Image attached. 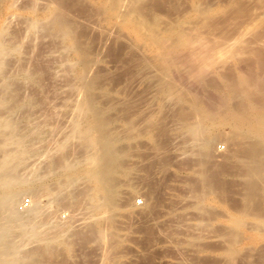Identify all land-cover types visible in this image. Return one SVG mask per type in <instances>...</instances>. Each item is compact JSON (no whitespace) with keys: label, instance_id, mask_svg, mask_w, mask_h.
I'll return each mask as SVG.
<instances>
[{"label":"rangeland","instance_id":"1","mask_svg":"<svg viewBox=\"0 0 264 264\" xmlns=\"http://www.w3.org/2000/svg\"><path fill=\"white\" fill-rule=\"evenodd\" d=\"M0 45L6 260L264 264V144L216 110L264 95V0H0Z\"/></svg>","mask_w":264,"mask_h":264},{"label":"bare ground","instance_id":"2","mask_svg":"<svg viewBox=\"0 0 264 264\" xmlns=\"http://www.w3.org/2000/svg\"><path fill=\"white\" fill-rule=\"evenodd\" d=\"M119 1V0H118ZM116 2V1H115ZM121 2H122V0H121ZM60 27V26H59ZM181 33V32H180ZM178 34V35H181V34ZM183 35V34H182ZM162 39V38H161ZM165 39V38H164ZM167 39H169L168 37H167ZM182 39V38H181ZM171 40V39H170ZM170 40H168V41H170ZM158 41V40H157ZM162 42L164 41L165 43H166V40H161ZM161 41H159V42H161ZM172 41V40H171ZM183 41V40H182ZM161 42V43H162ZM164 42H163V44H161V45H164ZM186 42V41H185ZM169 43V42H168ZM170 43H172V42H170ZM174 43V42H173ZM180 43H181V41H180ZM167 44V43H166ZM166 44H165V46L164 47H168V46H166ZM156 45V44H155ZM168 45H170V44H168ZM1 46V45H0ZM181 46V45H180ZM161 47V46H160ZM172 47V46H171ZM1 50V49H0ZM2 52V51H1ZM0 52V53H1ZM172 54L174 55V53L172 52ZM166 57H169V56H166ZM171 57V56H170ZM174 58H176V57H174ZM167 59H169V58H166V60ZM172 59V58H171ZM174 60V59H173ZM176 60V59H175ZM1 62V61H0ZM171 62V61H170ZM174 64V63H173ZM171 65H172V62H171ZM1 66V65H0ZM197 70H198V68H196ZM199 69H200V67H199ZM193 70V69H192ZM190 72V71H189ZM193 72V71H192ZM198 72V71H197ZM200 72L202 73V71L200 70ZM191 73V72H190ZM189 73V74H190ZM194 73V72H193ZM191 74V75H194V74H196V71H195V73L194 74ZM197 74H200L199 72L197 73ZM242 75V74H241ZM255 75V74H254ZM256 75H258V74H256ZM243 77L245 76V74H243L242 75ZM242 76H240V77H242ZM248 76L249 75H247L246 74V76H245V78L247 77V79H245V82L246 83H248L249 81H248ZM191 77V76H190ZM201 77V76H200ZM199 78V77H198ZM263 78H264V76H263ZM251 78L249 77V80H250ZM255 79H257L256 78V76H255ZM259 79H260V81H262V78L261 77H259ZM258 79V80H259ZM197 80H199V79H197ZM202 80V79H201ZM203 81V80H202ZM250 81H252V80H250ZM253 82V81H252ZM242 83V82H241ZM264 83V82H263ZM243 84V83H242ZM251 84V83H250ZM253 84L254 85H252L253 87L255 86H257V85H259L258 84V81L257 80H255L254 82H253ZM249 85V84H248ZM251 85H250V87L249 88H251ZM247 86V85H246ZM248 87V86H247ZM262 88H264V87H262ZM262 88H261V91L262 92H264V90H262ZM228 89V88H227ZM253 89V88H252ZM251 89V90H252ZM255 89H257V88H255ZM229 90V89H228ZM250 90V91H251ZM258 90V89H257ZM247 91V90H246ZM261 91H259L261 94H263ZM229 92V91H228ZM232 92V91H231ZM254 92V94H258V92L257 93H255V91H252L251 93H249V95H252V93ZM225 93V92H224ZM223 93V94H224ZM233 93V92H232ZM253 94V95H254ZM234 95V94H233ZM232 94H231V97L233 96ZM252 95V96H253ZM248 96V95H247ZM254 96H259V98H260V96H263L264 97V95H254ZM230 97V98H231ZM251 97V96H250ZM263 97H261L260 99H261V101H256V100H258V98L257 97H252L256 102H254V100H251L252 102H254V105L252 104V106H251V108L249 107L248 109V111H247V108H246V110L245 109H243L242 110V107H234V108H232L231 106V108L229 107H227L226 105H224L223 106V109L222 108H219V107H222V106H219V104H221V102L220 103H218L217 102V100L219 99V96H218V99L216 100V99H212V100H215L216 102H214V101H212L211 99H209L210 101H212L213 103H218L217 105H216V107L214 106V105H212L211 107H212V109L214 110L215 108H216V110L218 111L219 110V112H220V114H221V112H222V114H223V116L221 117V119H219L220 121L219 122H221L222 121V123H224V124H228L229 126H233V130H234V132L235 133H239V132H242V134L243 135H245V136H243V137H245V138H243L244 140H242V142L241 143H243V141H247V142H249V140H251V142H253V144H254V141H252V139L253 140H255V141H257L258 143H261V145H262V143L264 144V99H263ZM221 98V97H220ZM233 98V97H232ZM231 98V99H232ZM237 98H239V97H237ZM230 99V100H231ZM234 99V98H233ZM249 99V96L247 97V100ZM208 100V101H209ZM228 100V99H227ZM239 100V99H238ZM242 100V99H241ZM245 100V99H244ZM210 101L208 102L209 104H210ZM221 101V100H220ZM222 101H224V100H222ZM236 101V100H235ZM250 101V100H249ZM250 101V102H251ZM228 102H231V101H229L228 100ZM207 103V102H206ZM205 103V104H206ZM207 103V104H208ZM223 103V102H222ZM235 103V102H234ZM206 104V105H207ZM243 104V103H242ZM245 104H248V105H246V106H250V104H249V102L248 103H245ZM206 105H204L205 106V109H206ZM221 105H223V104H221ZM232 105V104H231ZM82 106V105H81ZM233 106V105H232ZM234 106H237V104L235 105L234 104ZM242 106V105H241ZM208 107V106H207ZM210 107V108H211ZM210 108H207L208 110H210ZM80 109H81V107H80ZM208 110H207V113H210V111L208 112ZM215 110V111H216ZM221 110V111H220ZM217 111L216 112H214V114H216L217 113ZM198 112V111H197ZM212 112V111H211ZM214 114L213 115H211L212 117L214 116ZM218 117L220 118V116L218 115ZM218 119V118H217ZM214 123V122H213ZM221 123V124H222ZM196 124H198V123H196ZM223 125V124H222ZM4 126V125H3ZM13 126V125H12ZM95 126V125H94ZM198 126V127H197ZM196 127L195 126H193V127H195L196 128V130L199 132L201 129H202V127L200 126V125H197ZM6 127V126H5ZM92 127V126H91ZM193 127H191L192 129H193ZM4 128V127H3ZM97 128V127H96ZM189 129V130H192V129ZM2 129V128H1ZM3 130V129H2ZM94 130H95V128H94ZM194 130V129H193ZM4 131V130H3ZM5 132V131H4ZM86 132H89V130L88 131H86ZM200 132H202V131H200ZM89 134V133H88ZM240 134V133H239ZM194 135V134H193ZM236 136V135H235ZM242 136V135H241ZM196 137V136H195ZM82 138H84V137H82ZM250 138V139H249ZM235 139V138H234ZM92 140V139H91ZM94 141H95V139H93ZM91 141V142H93V145H94V141ZM96 141H98V140H96ZM95 141V143H97V146H98V142H96ZM114 141V140H113ZM102 142V141H101ZM107 143H109L110 142V140H109V142H108V140L106 141ZM250 142V143H251ZM238 143H240V140L238 141ZM240 143V144H241ZM104 144V143H103ZM236 144V143H235ZM252 144V143H251ZM251 144L250 145H248V146H251ZM93 145H91V146H93ZM101 145V144H100ZM105 145V144H104ZM108 146L110 145V144H107ZM258 145V144H257ZM106 146V145H105ZM237 146H238V144H237ZM99 147V146H98ZM107 147V146H106ZM109 147H112V146H109ZM256 147H258V146H256ZM92 148V147H91ZM95 149H96V147H94ZM108 148V147H107ZM241 148V147H240ZM250 149H248V156L249 155H252V157H254V152L253 153H251L253 150V148H255V144L253 145V147H249ZM252 148V149H251ZM260 148V147H259ZM100 150H103V151H99V152H101V153H105V154H107V149H103V148H101ZM236 150V149H235ZM239 150V149H238ZM255 150V149H254ZM262 150H263V148H262ZM261 150V151H262ZM94 151H97V150H94ZM245 151V152H246ZM260 150H259V152L256 154V156H258V154L261 152ZM98 152V153H99ZM243 152H244V149H243ZM244 152V153H245ZM25 153V152H24ZM101 153H99V155L101 154ZM237 153V152H236ZM256 153V152H255ZM263 153H264V151H263ZM245 154V155H246ZM12 155H13V152H12ZM20 155V154H19ZM18 155V156H19ZM246 155V156H247ZM262 155H264V154H262ZM14 156V155H13ZM247 156V157H248ZM255 156V157H256ZM16 157V156H15ZM100 156H98V154H95L94 153V155L92 154V157H91V160L93 161V162H95V161H97L98 159L100 160V158H99ZM252 157H249L250 159H252ZM249 158H247V159H249ZM264 158V157H263ZM15 159V158H14ZM102 159L103 158H101V160L100 161H102ZM91 160L89 161V162H91ZM254 160H256V159H254ZM5 161V160H4ZM13 161H15V160H13ZM11 163V162H10ZM97 163H101V162H97ZM98 164V165H99ZM3 165V164H2ZM9 165V164H8ZM97 165V169L95 168V166H93V168H90V170L88 171V173L86 172V174L92 179V181L95 183L94 184V188H95V190L96 191H103V190H101V188H103V184L100 182L101 180H99L100 178V171H99V169H98V167H100L101 168V166L102 165H104L103 164V162H102V165L101 166H98ZM110 166V165H109ZM103 167V166H102ZM107 167V166H106ZM6 168V167H5ZM4 168V169H5ZM13 168V167H12ZM104 168V167H103ZM112 168V167H111ZM113 168H115V167H113ZM2 169V168H1ZM7 169H8V167H7ZM11 169V168H10ZM105 170V169H104ZM114 170V169H113ZM4 171V170H3ZM3 171H2V173H3ZM6 171V170H5ZM9 171V170H8ZM64 171V170H63ZM13 172V171H12ZM1 173V174H2ZM107 173V172H106ZM8 174V173H7ZM14 175V174H13ZM60 175V174H59ZM1 176V175H0ZM11 175H9V177H10ZM104 176V175H103ZM3 177V176H2ZM15 177V176H14ZM107 177V176H106ZM12 178H13V176H12ZM11 178V180H13ZM19 180H20V177L18 178ZM17 179V180H18ZM57 179V178H56ZM24 182V181H23ZM111 185V184H110ZM106 186V185H105ZM0 187L2 188V191L3 192H7V194H9V192H8V188L10 187V180L8 179H5V178H0ZM106 187H108V184H107V186ZM106 187L105 188H103L104 190H105V193L103 192H100V193H102V194H105L106 195ZM10 192H12V191H10ZM29 192V191H28ZM33 192V191H32ZM98 192V193H99ZM25 193V192H24ZM99 193V194H100ZM107 193H108V190H107ZM11 194V193H10ZM23 194V193H22ZM108 194H110V192L108 193ZM112 194V193H111ZM0 195H2V194H0ZM93 195H94V193H93ZM104 195V196H105ZM7 196L8 195H6V198L4 197V196H1L2 198H0V199H2L3 200V198H5L3 201H2V204H3V202L4 201H6L8 198H7ZM98 194H96L95 195V199H97L98 197ZM103 196V195H102ZM104 196H103V198H104ZM109 196V195H108ZM112 196H113V194H112ZM9 197H10V195H9ZM97 197V198H96ZM105 197H107V196H105ZM110 197V199H111V196H109ZM20 198V197H19ZM102 198V199H103ZM91 199V198H90ZM92 199H93V197H92ZM91 199V201L90 202H92L93 200ZM101 199V198H100ZM109 198H107V202H108V200H110ZM9 200H10V198H9ZM11 200H12V197H11ZM98 200V199H97ZM106 200V199H105ZM105 200H103L102 202L104 203H100V204H103V206L101 207L100 205H99V202H97L98 203V207H100V208H103L104 206L108 209L109 207H111V206H106L108 203H110L111 204V202H108L107 204H106V201ZM15 202H17V201H15ZM40 202V201H39ZM5 203V202H4ZM13 203V202H12ZM35 203V202H34ZM34 203H32V204H34ZM94 203V202H93ZM95 203H96V201H95ZM6 204V203H5ZM3 206V205H2ZM9 206H11V205H9ZM94 206V205H93ZM96 206V205H95ZM114 206V205H113ZM1 207V206H0ZM34 207V206H33ZM6 208V207H5ZM35 208V207H34ZM34 208H33V210H34ZM97 207H95V209H96ZM100 208H97V210L99 209V210H102V209H100ZM106 208H104V209H106ZM7 209V208H6ZM5 209V210H6ZM40 208H38V210H39ZM94 209V208H93ZM2 210H4V209H2L1 208V210H0V213L1 212H6V211H2ZM37 210V211H38ZM96 210V211H97ZM110 210H111V208H110ZM35 211V210H34ZM41 211V210H40ZM104 211V210H103ZM100 211V212H102V213H99L100 215H102V214H105L106 212L104 211ZM30 212H31V209H30ZM39 212V211H38ZM34 214L36 213V211L35 212H33ZM94 213V212H93ZM95 213H98V212H95ZM2 214V213H1ZM4 215H5V213H3ZM33 215V214H32ZM23 215H19L18 217H15V219H14V221H16V222H18V221H20L21 220V217H22ZM104 216H106V215H104ZM4 217V216H3ZM6 218V217H5ZM99 218H101V217H99ZM102 218H103V216H102ZM104 218H106V217H104ZM20 219V220H19ZM98 219V218H97ZM10 220H12V219H10ZM38 221H39V219H38ZM28 222V221H27ZM10 223H11V221H9V220H4L2 217H0V264H13L14 263V261L13 262H11V259L12 258H10V259H7V260H10V262L9 261H7L6 260V257H10V255H7L10 251H11V248H12V246H11V235L12 234H10V231H11V229H12V227L10 226ZM19 223V222H18ZM35 223V222H34ZM42 223V222H41ZM23 225V224H22ZM25 225V224H24ZM19 227V226H18ZM25 227V226H24ZM31 227V226H30ZM21 228H23L22 226H21ZM32 228V227H31ZM30 228V229H31ZM25 229V228H24ZM23 230V229H22ZM101 230V229H100ZM35 231V230H34ZM97 231V230H96ZM102 231V230H101ZM23 232H24V230H23ZM28 232V231H27ZM30 233V232H29ZM60 233V232H59ZM97 233H99V230H98V232ZM102 233V232H101ZM35 234V233H34ZM29 235V234H28ZM30 235H31V233H30ZM95 235H97V234H95ZM102 235V234H101ZM16 236V235H15ZM20 236V235H19ZM18 236V237H19ZM34 236V235H33ZM103 236H104V234H103ZM95 237V236H94ZM98 237H102V236H99L98 235ZM20 238V237H19ZM103 239V238H102ZM56 241V240H55ZM103 241V240H102ZM14 243V242H13ZM11 252H13V250L11 251ZM17 263V262H16ZM18 264V263H17Z\"/></svg>","mask_w":264,"mask_h":264},{"label":"built area","instance_id":"3","mask_svg":"<svg viewBox=\"0 0 264 264\" xmlns=\"http://www.w3.org/2000/svg\"><path fill=\"white\" fill-rule=\"evenodd\" d=\"M27 204H28V200H26V201L24 202V205H25V206H27Z\"/></svg>","mask_w":264,"mask_h":264}]
</instances>
